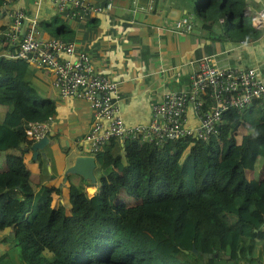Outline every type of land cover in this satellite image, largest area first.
I'll return each mask as SVG.
<instances>
[{
  "label": "trees",
  "instance_id": "trees-1",
  "mask_svg": "<svg viewBox=\"0 0 264 264\" xmlns=\"http://www.w3.org/2000/svg\"><path fill=\"white\" fill-rule=\"evenodd\" d=\"M200 4L196 9L203 18L223 16L225 35L257 36L250 16L243 14L244 0ZM38 25L54 37L70 33L59 15ZM26 71L22 59L0 54V104L7 107L0 117V152L6 151V166L0 170V227L14 229L13 247L0 254V264L264 260V246L256 242L264 241V109L256 101L240 112L224 111L218 132L207 140L184 136L158 145L125 139L122 155L105 144L94 154L100 169L97 188L86 197L69 183L68 212L62 216L47 203L49 192L58 188L41 184L32 189L20 148L33 141L25 137L23 123L55 111L54 102L38 92ZM121 193L139 199L118 209Z\"/></svg>",
  "mask_w": 264,
  "mask_h": 264
},
{
  "label": "crops",
  "instance_id": "crops-1",
  "mask_svg": "<svg viewBox=\"0 0 264 264\" xmlns=\"http://www.w3.org/2000/svg\"><path fill=\"white\" fill-rule=\"evenodd\" d=\"M244 1L243 14L250 16L255 10L264 9V0ZM112 2L110 16L93 15L80 21L63 18L70 33L59 37L72 40L77 49L89 54L94 69L117 81L115 98L125 124L146 123L150 119L152 101L158 99L165 89L184 87L188 74L203 55L214 54L218 63L255 67L264 80V26L254 27L258 30L257 36L243 40L224 34L223 16L205 19L197 13L196 5L188 9L178 0ZM14 4L35 17L38 24L57 15L51 0H16ZM183 15L191 19L190 29L181 32L172 29L174 20ZM237 19V16L233 17L234 22ZM7 22L4 6L0 4V32ZM39 29L41 36L52 37L47 27L39 25ZM3 48L4 44L0 41L1 55ZM26 77L39 93L54 102L48 141L40 148L49 151L45 161L46 171H42V161H37L38 151L33 156L31 150L20 148L24 150L23 158L32 189L36 190L41 184L58 188V191L49 192L47 203L63 216L68 212V184L73 183L82 190L89 182L81 175L66 171L77 155L87 153L86 144L77 139L89 123V109L82 100L59 97L50 84L51 75L47 70L27 64ZM6 108V105L0 104V117ZM186 122L195 123L189 108L186 110ZM108 144L113 152L122 155L121 142L113 139ZM18 150L8 151L16 153ZM5 153L0 152V170L6 166ZM99 173L100 169L95 165V181L92 182L95 189ZM13 234V227H0V254L10 253L14 244ZM263 262L260 260L258 264Z\"/></svg>",
  "mask_w": 264,
  "mask_h": 264
},
{
  "label": "built area",
  "instance_id": "built-area-1",
  "mask_svg": "<svg viewBox=\"0 0 264 264\" xmlns=\"http://www.w3.org/2000/svg\"><path fill=\"white\" fill-rule=\"evenodd\" d=\"M57 15L66 20L80 21L93 15L110 16L112 0H51ZM16 0H2L8 19L0 32L3 54L22 59L27 64L47 70L51 86L61 98L74 97L85 102L89 123L77 140L86 144V154L93 155L110 140L125 139L161 144L167 140L190 136L207 140L218 132L223 112H240L256 101L264 109V80L257 68L237 63H218L214 54L201 56L188 74L187 84L180 89H165L150 104V119L146 123L125 124L116 100L117 81L93 68L89 54L77 49L72 40L40 35L38 21L17 7ZM26 27L19 34L20 26ZM253 27L264 26V9L250 15ZM191 19L183 15L172 23L179 32L190 29ZM243 42V41H242ZM195 117L186 122V110ZM23 131L33 141L47 136L53 124L52 114L41 120L26 121ZM32 141V142H33ZM91 183V184H90ZM84 184L82 192L90 197L95 188Z\"/></svg>",
  "mask_w": 264,
  "mask_h": 264
},
{
  "label": "water",
  "instance_id": "water-1",
  "mask_svg": "<svg viewBox=\"0 0 264 264\" xmlns=\"http://www.w3.org/2000/svg\"><path fill=\"white\" fill-rule=\"evenodd\" d=\"M140 1H142L143 3L145 2V0H140ZM26 24H27L26 21L22 22L20 26L19 34L23 33V31L25 30ZM47 141H48L47 136L45 135L41 136L40 138L31 142L30 145L26 147L25 149L31 150L32 155L34 156L37 153L38 149L42 148V146L46 144ZM94 166H95V158L93 155L80 154L74 158L73 162L70 165H68V167L66 168V171H70L78 175H81L83 179H87L89 182H94L95 181L94 174H93ZM192 249L193 251H195L194 248ZM262 264H264V262Z\"/></svg>",
  "mask_w": 264,
  "mask_h": 264
},
{
  "label": "rangeland",
  "instance_id": "rangeland-1",
  "mask_svg": "<svg viewBox=\"0 0 264 264\" xmlns=\"http://www.w3.org/2000/svg\"><path fill=\"white\" fill-rule=\"evenodd\" d=\"M178 2L181 3L180 5L188 8V9L189 8H194L197 3H198L199 9H200V6H201L200 0H178ZM213 18L215 19L216 17H213ZM38 152H39V156L37 157V161L38 160L42 161V171H46L45 161H46L47 156L49 155V151H48L47 148H45V149H39ZM182 154L183 153H181V156L177 159L178 162H181ZM138 199H139L138 197H136V198L133 197L131 199H128L123 193H121L120 194V199H119L120 201L117 202V206L116 207L119 209V208L124 207L126 205L134 204L135 202L138 201ZM261 231L262 232L259 231L261 233L260 236H264V227L262 228ZM257 235H259V234L257 233ZM256 242L258 244H262L264 246V241L257 240ZM243 263H244V261L242 262V260H241V264H243Z\"/></svg>",
  "mask_w": 264,
  "mask_h": 264
}]
</instances>
